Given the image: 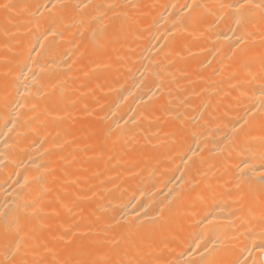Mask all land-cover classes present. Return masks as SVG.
I'll list each match as a JSON object with an SVG mask.
<instances>
[{
	"label": "bare ground",
	"instance_id": "1",
	"mask_svg": "<svg viewBox=\"0 0 264 264\" xmlns=\"http://www.w3.org/2000/svg\"><path fill=\"white\" fill-rule=\"evenodd\" d=\"M0 264H264V0H0Z\"/></svg>",
	"mask_w": 264,
	"mask_h": 264
}]
</instances>
